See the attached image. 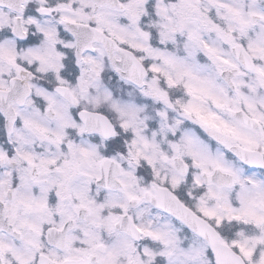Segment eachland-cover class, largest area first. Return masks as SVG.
I'll return each mask as SVG.
<instances>
[{
  "label": "snow or ice",
  "instance_id": "6c2138e0",
  "mask_svg": "<svg viewBox=\"0 0 264 264\" xmlns=\"http://www.w3.org/2000/svg\"><path fill=\"white\" fill-rule=\"evenodd\" d=\"M0 264H264V0H0Z\"/></svg>",
  "mask_w": 264,
  "mask_h": 264
}]
</instances>
